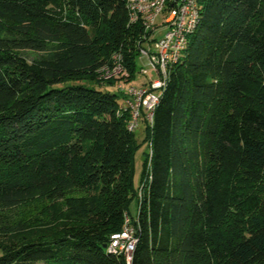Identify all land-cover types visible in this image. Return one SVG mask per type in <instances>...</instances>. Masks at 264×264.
<instances>
[{
    "label": "trees",
    "instance_id": "obj_1",
    "mask_svg": "<svg viewBox=\"0 0 264 264\" xmlns=\"http://www.w3.org/2000/svg\"><path fill=\"white\" fill-rule=\"evenodd\" d=\"M126 2L0 0V264H264V0H201L141 112L139 198L123 91L100 77L120 53L141 81ZM126 215L130 263L109 249Z\"/></svg>",
    "mask_w": 264,
    "mask_h": 264
},
{
    "label": "built area",
    "instance_id": "obj_2",
    "mask_svg": "<svg viewBox=\"0 0 264 264\" xmlns=\"http://www.w3.org/2000/svg\"><path fill=\"white\" fill-rule=\"evenodd\" d=\"M126 7L129 24L140 23L144 28L137 46L140 58L146 59L150 69L138 67L144 78L142 83L129 82L126 86L124 79L131 78V73L119 53L115 55V65L103 69L100 77L117 81L124 96L119 112L130 114L128 127L135 130L143 110L147 121L153 123L154 109L167 85L171 68L184 58L189 35L200 21L201 0H127ZM136 241L130 216L126 215L123 229L111 235L109 249L123 253L130 263Z\"/></svg>",
    "mask_w": 264,
    "mask_h": 264
},
{
    "label": "rangeland",
    "instance_id": "obj_3",
    "mask_svg": "<svg viewBox=\"0 0 264 264\" xmlns=\"http://www.w3.org/2000/svg\"><path fill=\"white\" fill-rule=\"evenodd\" d=\"M31 55H34L33 52H30ZM146 59L143 58H139V67H145L150 69V66L148 64L145 63ZM152 76H156V74L154 72H151ZM137 78H140L141 81H138L136 84L140 85L143 81V77L140 71H137ZM105 79V78H104ZM107 80V79H106ZM86 82V81H85ZM129 82H133L132 78H127L124 79V83L126 86L129 84ZM135 82V81H134ZM88 83V82H86ZM103 89H107L111 92H118L122 95V92L114 85H105L102 87ZM135 137H136V142H138V148L135 151V155H134V160H135V174H134V181L136 186L138 187L137 190L135 191V198H139L141 195V184L139 182L140 179V175H141V170H142V164H143V159L145 157V153L149 152L150 150V144H149V140H147V132L145 131L144 125L141 123L138 124V126L135 128ZM144 135H146L144 137ZM131 211L132 213H136V200L133 199L131 204ZM34 211L33 206H27L25 208L20 209L18 212L20 213V215H24V214H31ZM19 216V215H18Z\"/></svg>",
    "mask_w": 264,
    "mask_h": 264
}]
</instances>
